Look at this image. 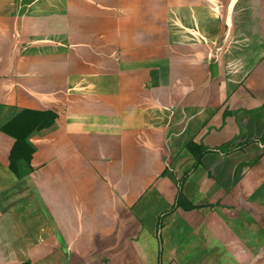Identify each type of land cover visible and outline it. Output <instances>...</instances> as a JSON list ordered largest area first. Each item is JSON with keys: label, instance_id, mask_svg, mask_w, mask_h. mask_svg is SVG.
<instances>
[{"label": "crops", "instance_id": "crops-1", "mask_svg": "<svg viewBox=\"0 0 264 264\" xmlns=\"http://www.w3.org/2000/svg\"><path fill=\"white\" fill-rule=\"evenodd\" d=\"M21 111L55 118L15 169L0 130V264H264V0H0Z\"/></svg>", "mask_w": 264, "mask_h": 264}, {"label": "trees", "instance_id": "trees-1", "mask_svg": "<svg viewBox=\"0 0 264 264\" xmlns=\"http://www.w3.org/2000/svg\"><path fill=\"white\" fill-rule=\"evenodd\" d=\"M55 115L51 112H32L21 111L15 112L6 122H4L0 130L11 135L16 139V144L10 157V166L15 169L14 160L19 155L28 159L32 148L29 146L28 138L35 132H38L47 126H51Z\"/></svg>", "mask_w": 264, "mask_h": 264}, {"label": "rangeland", "instance_id": "rangeland-1", "mask_svg": "<svg viewBox=\"0 0 264 264\" xmlns=\"http://www.w3.org/2000/svg\"><path fill=\"white\" fill-rule=\"evenodd\" d=\"M127 41H131L130 39H128ZM137 55H135L136 57ZM108 57H111V55ZM113 57H117V59H114L116 63H122L123 62V74H124V77H126L128 79V81H130V78H134V75H136L135 77L137 78L138 80V91L139 93H144L146 94V92L148 91L149 89V81H150V78L148 79L147 77V70H146V65H145V61L146 60V56L142 55L141 54L139 55L138 59H139V64H138V69L137 71H134L132 70L129 66H126L125 63L127 61H130V56L126 55V54H123V56H121L119 54V52H117V54H113ZM109 59V58H108ZM110 70V73H114V70L113 69H109ZM156 74H159L160 75V79H161V74L162 72L159 71V72H155ZM126 87H124V90H125ZM150 91V89H149ZM14 114V112L10 113V117ZM9 117V118H10ZM7 120V119H6ZM50 126H47L46 128H49ZM44 128V129H46Z\"/></svg>", "mask_w": 264, "mask_h": 264}]
</instances>
